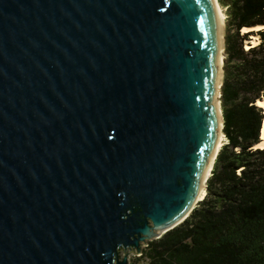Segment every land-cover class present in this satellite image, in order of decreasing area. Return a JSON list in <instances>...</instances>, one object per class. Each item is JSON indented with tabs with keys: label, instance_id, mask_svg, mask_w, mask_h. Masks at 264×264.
<instances>
[{
	"label": "water",
	"instance_id": "obj_1",
	"mask_svg": "<svg viewBox=\"0 0 264 264\" xmlns=\"http://www.w3.org/2000/svg\"><path fill=\"white\" fill-rule=\"evenodd\" d=\"M225 50L215 0H0V264H129L186 221Z\"/></svg>",
	"mask_w": 264,
	"mask_h": 264
},
{
	"label": "trees",
	"instance_id": "obj_2",
	"mask_svg": "<svg viewBox=\"0 0 264 264\" xmlns=\"http://www.w3.org/2000/svg\"><path fill=\"white\" fill-rule=\"evenodd\" d=\"M227 9L222 146L207 194L191 215L150 241L148 264H264V0H219ZM252 37L259 43L252 44ZM250 48L247 49V45Z\"/></svg>",
	"mask_w": 264,
	"mask_h": 264
},
{
	"label": "bare ground",
	"instance_id": "obj_3",
	"mask_svg": "<svg viewBox=\"0 0 264 264\" xmlns=\"http://www.w3.org/2000/svg\"><path fill=\"white\" fill-rule=\"evenodd\" d=\"M215 1H217V7H218V10H219V12H220V15H221V18H222V24H223V27H224V26H225V14H224V12L222 11V8H221V6L219 5L218 0H215ZM261 29H264V26H257V27H254V28H244V29L242 30V32L245 34V33H249V32H252V31H259V30H261ZM250 45H251V44H248V45H247V49L250 48ZM254 45H257V43H255ZM222 59H223V58H222ZM223 61H224V60H222V62H223ZM223 64H224V62H223ZM219 103H220V102H219ZM257 104H258L260 107H262V108L264 109V99L259 100V101L257 102ZM222 126H223V121H222V119H221V141H220V147H219V150H220V149L222 148V146H223V139H224V137H225V135H224V133H223ZM255 148H262V149H264V121H263L262 132H261V143H260L259 145H257ZM213 164H214V162H213ZM212 167H213V165H212ZM211 172H212V169H211V171H210V173H209L208 178L210 177ZM208 178H207V179H208ZM206 181H207V180H206ZM205 185H206V182H205ZM205 185H204V188L202 189V191L200 192V195H199V199H200V200H202V199L204 198V196L206 195Z\"/></svg>",
	"mask_w": 264,
	"mask_h": 264
},
{
	"label": "rangeland",
	"instance_id": "obj_4",
	"mask_svg": "<svg viewBox=\"0 0 264 264\" xmlns=\"http://www.w3.org/2000/svg\"><path fill=\"white\" fill-rule=\"evenodd\" d=\"M219 4H220V6L222 8V11L225 14V37H226V35H227V9L225 7H223V5H221L220 2H219ZM255 43H257V44L259 43V38L258 37H252V44L254 45ZM224 56H225V59H226V50H225ZM224 74H225V71H224ZM226 141H227V139H226V137H224V139H223V145L226 143ZM211 175H212V172H211L210 176ZM141 256L142 255H130L129 264H148L147 263V260L144 259Z\"/></svg>",
	"mask_w": 264,
	"mask_h": 264
}]
</instances>
